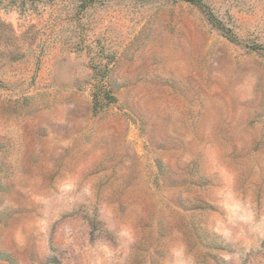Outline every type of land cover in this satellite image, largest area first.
<instances>
[{
  "label": "rangeland",
  "instance_id": "374dc122",
  "mask_svg": "<svg viewBox=\"0 0 264 264\" xmlns=\"http://www.w3.org/2000/svg\"><path fill=\"white\" fill-rule=\"evenodd\" d=\"M0 264H264V0L0 1Z\"/></svg>",
  "mask_w": 264,
  "mask_h": 264
},
{
  "label": "trees",
  "instance_id": "16d2710c",
  "mask_svg": "<svg viewBox=\"0 0 264 264\" xmlns=\"http://www.w3.org/2000/svg\"><path fill=\"white\" fill-rule=\"evenodd\" d=\"M0 1H10V2H22V3H25V2H33V1H40V0H0Z\"/></svg>",
  "mask_w": 264,
  "mask_h": 264
}]
</instances>
